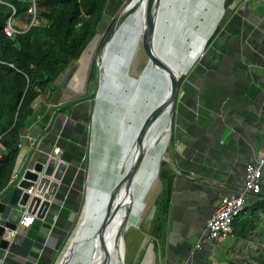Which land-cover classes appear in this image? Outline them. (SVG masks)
<instances>
[{
    "label": "crops",
    "instance_id": "0c3cea01",
    "mask_svg": "<svg viewBox=\"0 0 264 264\" xmlns=\"http://www.w3.org/2000/svg\"><path fill=\"white\" fill-rule=\"evenodd\" d=\"M218 1V8L208 6L203 12L208 21L215 10L203 33L205 45L197 56L187 57L190 63L179 82L172 139L163 159L173 173L165 232L155 241L156 251L146 233L149 242L141 264L144 260L145 264H257L264 256V177L262 191L248 194L233 234L213 245L203 242L195 247L220 198L239 192L247 163L264 155V0H231L227 7L225 0ZM81 67L78 61L63 82L59 79L57 90L37 100V105L44 101L54 112L38 115L24 131L14 171L22 173L34 149L35 155L43 156L59 146L57 156L69 162L46 220L52 222L54 214L59 218L50 230L41 227L39 235L47 237L39 238V248L32 252L42 264H49L64 243L71 211L77 207L78 172L97 105L91 92L83 91ZM55 112L52 126L42 135ZM245 226L251 228L240 234ZM24 228L13 241L12 257Z\"/></svg>",
    "mask_w": 264,
    "mask_h": 264
},
{
    "label": "bare ground",
    "instance_id": "6f19581e",
    "mask_svg": "<svg viewBox=\"0 0 264 264\" xmlns=\"http://www.w3.org/2000/svg\"><path fill=\"white\" fill-rule=\"evenodd\" d=\"M195 1L161 0L162 8L148 13L146 0H133L130 13L127 16L123 13L109 37L101 40L98 52L102 68L98 92L101 115L96 111L94 128L100 119L111 146L107 145L100 159L92 163L88 174L84 215L73 237V254L67 264H102L106 256V264H124L122 259L126 245L121 237L117 238V230L125 222L124 208H119L113 216L103 245L97 235V228L112 188L123 176L122 164L125 163V169H128L132 158L133 161L137 158L130 180V191L124 194L121 188L116 197V200H126L129 204L126 225L129 224V215L141 203L156 179L170 135L169 104L152 120L143 136V147L139 155L135 154L129 159L126 156L147 117L153 115L170 95L169 75L172 67H182L180 62L184 56L192 59L205 45L206 37L204 42L202 38L197 52L190 53L189 15L195 7ZM149 17L153 20L152 29L148 27ZM99 36L90 45L86 61L82 63L81 71L84 73L98 48ZM142 38L147 42L150 55L137 82L130 84V63ZM182 54L184 56H180ZM133 165L129 170H132Z\"/></svg>",
    "mask_w": 264,
    "mask_h": 264
},
{
    "label": "trees",
    "instance_id": "16d2710c",
    "mask_svg": "<svg viewBox=\"0 0 264 264\" xmlns=\"http://www.w3.org/2000/svg\"><path fill=\"white\" fill-rule=\"evenodd\" d=\"M108 1L36 0L40 22L30 25V0H0V141L7 150L0 158V194L7 192L15 181L13 175L24 131L38 115L54 112L46 108L44 101L37 105V100L57 90L59 79L82 59L99 36ZM230 1L225 0V7ZM9 23L18 30L12 35L6 33ZM94 68L97 72L96 64L92 65L90 78ZM172 174L163 160L159 173L161 189L153 201V212L147 219L149 226L144 231L150 235L155 251L156 239L165 232ZM249 228L245 226L240 234ZM145 241L141 257L148 245ZM257 264H264V256Z\"/></svg>",
    "mask_w": 264,
    "mask_h": 264
},
{
    "label": "water",
    "instance_id": "95a60500",
    "mask_svg": "<svg viewBox=\"0 0 264 264\" xmlns=\"http://www.w3.org/2000/svg\"><path fill=\"white\" fill-rule=\"evenodd\" d=\"M133 0H130L128 3L125 4L124 9L120 12V14L114 19L113 23L109 27V30L105 36V39L109 37V35L112 33L114 27L116 26L117 21L122 16V14L126 11V9L130 6L131 2ZM146 4L148 7V13L149 12H156L161 6V0H146ZM148 27L149 29H152L153 27V20L151 17H149L148 20ZM99 35V34H98ZM143 49L147 56L149 54L146 51L145 48V42L142 43ZM175 51H177L175 49ZM176 53V52H175ZM184 53V52H183ZM177 56H179L177 54ZM180 56H184L183 54ZM189 60L187 57L184 56V59L181 60L180 64H182V67H172L169 75V86H170V95L166 100L160 104L159 109L151 116L147 117L144 124L140 128L139 132L135 136L134 144L129 150V154H127L126 158H130L133 155H139V152L142 151L143 147V136L150 128V124L154 117L162 112L165 109V106L168 104L170 109V128H169V138H171L172 134V113H173V107L175 104V99L177 95V91L179 88V82L180 79L186 70L187 66L189 65ZM97 69H98V76H97V91L95 95V99H98V92L101 85V78H102V68L97 62ZM71 71V67L65 72V74L62 77V82L66 79L68 74ZM97 103V102H96ZM95 112V111H94ZM56 113L53 115V119L50 122V124L45 128L44 133H46L50 127L52 126L54 119L56 117ZM92 118H94V113L92 115ZM169 141V140H168ZM36 149L31 151L29 155L27 156V162L25 165L24 170L19 175V179L15 180L14 183L10 186L9 190L7 192H3L0 194V212H1V221H0V264H42L38 260H36V257L33 258L32 252H34V247L39 248V246L36 244L38 239L41 237L43 239H46L47 236H41L39 235L41 227L48 228L49 230L54 227V224L57 222L59 215L54 214L53 221L46 220L47 214L49 212H53L54 208V202H55V195L57 192V189L59 187L60 182H63L65 179V173L69 167V162L61 157H58L57 155H54L52 152H48L45 155H35ZM165 159L164 155L162 160ZM137 158L130 164V167L133 165L132 170L125 169L126 164H122L121 168L123 173L122 178L115 184V186L112 188V193L110 195V199L108 200L106 204V209L104 212V215L102 217V221L100 225L97 228V235L99 237V240L101 241V244H104V237L107 231V227L109 226L113 216L116 215V212L119 208H124V220L125 222H122V225L117 230V238L121 237L124 241L125 246V239H124V230H126L127 226V215L129 214V207L126 202V200L120 201L116 200L117 195L121 191V188L124 189V194H128L130 191V185H131V177L133 176L134 169L136 168ZM91 164L89 165V173L91 170ZM125 169V170H124ZM161 169V162L159 163L158 171L160 173ZM127 170V171H126ZM27 210L32 215H35V219L33 224H31L29 227L24 228L21 233L24 235V238L19 246V249L16 252V255L12 257L9 255L11 251V247L13 244V241L16 237H13L12 239H9L7 237V230L8 229H14L16 228L17 221L22 213V211ZM56 213V212H55ZM73 238L70 241L69 246L67 247V250L63 254L61 260L58 264H67V261L69 257L73 254ZM36 251V250H35ZM36 254H40L36 252ZM125 256L126 250H124L123 253V259L122 262L125 264ZM38 258V257H37ZM107 258V256H106ZM106 258L102 262V264H106Z\"/></svg>",
    "mask_w": 264,
    "mask_h": 264
},
{
    "label": "rangeland",
    "instance_id": "374dc122",
    "mask_svg": "<svg viewBox=\"0 0 264 264\" xmlns=\"http://www.w3.org/2000/svg\"><path fill=\"white\" fill-rule=\"evenodd\" d=\"M129 1L130 0H109L108 1L106 8H105L104 17H103L101 24L99 26L98 32H99L100 36H99V41H98V48L95 51V53L93 54V58L91 60L92 62H90L88 64V67L85 71V76H83L84 72H82L81 86L85 81L83 91L91 92V93H89V96H90V94L93 95L94 104L97 102V105H98V106L97 105L94 106L95 112H93V113H96V111H97L98 114H100L99 113V108H100L99 98L97 100L95 99V95H96V91H97V85H98V82H97L98 74L96 75V73H98V69L96 68L97 72L95 71V68L93 69V74H92L91 78H90V71H91L92 65L93 64L97 65V62H99V60H98L99 47L101 46L102 41L104 40V38L108 32L107 28L111 26L113 20L120 14V12L124 9L125 4L128 3ZM219 3L220 2L218 0L216 2H212L211 0H207V1L206 0H196L195 1V7L189 15L190 53L193 54V53L197 52L196 50L200 46V43L202 41V37L204 36L206 30L209 28V26L211 24L210 19H211V16L215 10L212 11L211 16L209 17V19L207 21V19H205L207 17H204V13H203L205 11V8H208V6H209V8H214V7L218 8ZM202 6L204 7L203 11H201L203 9ZM130 7H131V4L126 9V11L124 12V16H127L130 13ZM204 26H206V27H204ZM202 34H203V36H202ZM143 42H145V45H146L145 48H146L147 53L149 54L147 42L144 38H142L140 44L138 45V47L136 48V50L134 52L133 59L130 63V67H129V74H130L129 77L130 78L128 80L129 82L130 81L132 82L130 84H135L137 82L138 77H139L138 75L143 71V69H144V67L148 61V58H149V56H147V54L143 50V45H142ZM89 47L83 53L82 59L79 60L80 64H82L83 62L86 61L87 54L90 52ZM101 81H102V78H101ZM93 113H92V115H93ZM94 116H95V114H94ZM88 125H89V127H88L89 128L88 129L89 140L87 143L86 153L84 154V158L82 160V165H81L80 170L78 172L79 173L78 177L80 178V184H79V191H78L77 207L75 208L74 211H71L72 224H70L71 228H70V230L66 236V239H65L64 243L62 244V246L57 249V251L54 254L53 260L50 261L49 264H58L59 263L63 254L67 250V247L69 246L70 241L74 237V235H75V233H76V231L80 225V222L83 218L84 203H85V200L87 197V195H86L87 190L86 189H87L88 176H89L88 175L89 174V165L90 164L92 165V163H96L100 159L101 154L106 151L107 145L111 146V142H109L107 134L103 130V125H102L100 119L97 121L96 128H94V118H92V117L90 118ZM94 130H95V132H94ZM93 140H95V141H93ZM168 140L169 141H167V144L164 148V157L167 156L169 153L171 138ZM158 175H159V171L156 175V179H155L153 185L151 186V188L148 191V193L146 194V196L143 198L141 203H139L135 207L134 211L131 212V214L129 215V224H128L126 230H124L125 231L124 232V239H125V245H126L125 250H126V254H127V256H125V260H124L125 264H137V262L139 260L143 259V257H141V254H140V251L143 248L144 243L146 242L143 239L149 238V236L144 232L145 228H148V226H149L147 219L151 215V213L153 212V208H154L153 207V201H154V199H156V197L158 196L160 189H161V185L159 184L160 178ZM140 227H142V228H140ZM46 229H48V228H44V231H46ZM145 261L146 260H144L142 262V264H145Z\"/></svg>",
    "mask_w": 264,
    "mask_h": 264
},
{
    "label": "built area",
    "instance_id": "2783aa9c",
    "mask_svg": "<svg viewBox=\"0 0 264 264\" xmlns=\"http://www.w3.org/2000/svg\"><path fill=\"white\" fill-rule=\"evenodd\" d=\"M31 4L28 12L32 15L30 25L39 24L40 20L37 16L38 6L36 0H30ZM11 23L6 27V33L12 35L17 32ZM60 147L53 148V154L58 155ZM7 153L6 148L0 141V158ZM264 177V155L255 160L250 161L246 165L245 181L239 192L230 193L220 198L217 207L207 220L205 234L202 239L195 244L196 248H200L202 243L215 244L221 238L228 237L233 234V223L235 219L245 209L248 194H259L262 191V181ZM13 179L18 180L19 174L15 173ZM0 212V221H1ZM35 215L27 210H23L16 224V228L7 230V237L12 239L23 227H29L33 224Z\"/></svg>",
    "mask_w": 264,
    "mask_h": 264
}]
</instances>
